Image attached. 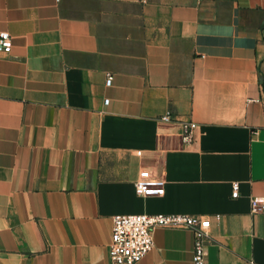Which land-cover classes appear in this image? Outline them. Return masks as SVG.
Returning a JSON list of instances; mask_svg holds the SVG:
<instances>
[{
	"label": "crops",
	"instance_id": "obj_1",
	"mask_svg": "<svg viewBox=\"0 0 264 264\" xmlns=\"http://www.w3.org/2000/svg\"><path fill=\"white\" fill-rule=\"evenodd\" d=\"M1 32L0 264H113L112 218L141 214L205 217L210 264H264V0H0ZM153 242L137 264H191L190 231Z\"/></svg>",
	"mask_w": 264,
	"mask_h": 264
},
{
	"label": "built area",
	"instance_id": "obj_2",
	"mask_svg": "<svg viewBox=\"0 0 264 264\" xmlns=\"http://www.w3.org/2000/svg\"><path fill=\"white\" fill-rule=\"evenodd\" d=\"M12 39L7 32L0 33V51L9 55ZM112 76H107L105 85L112 84ZM260 93L264 98V80L260 84ZM161 121L171 122L170 114L161 117ZM181 141L192 144L194 125L191 122L181 124ZM162 180H140L135 183V193L140 197L163 195ZM234 190L232 197H237ZM250 208L253 215L264 213V198H251ZM210 223L205 217L169 214V215H121L112 218L109 259L113 264H137L153 249V232L157 229H179L190 231L193 235L191 264H210L206 257V246L210 240Z\"/></svg>",
	"mask_w": 264,
	"mask_h": 264
}]
</instances>
